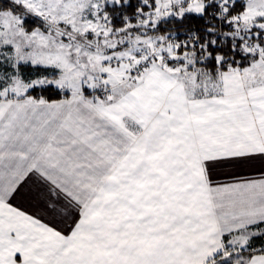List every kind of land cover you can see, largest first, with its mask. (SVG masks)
<instances>
[{
  "label": "snow or ice",
  "instance_id": "snow-or-ice-1",
  "mask_svg": "<svg viewBox=\"0 0 264 264\" xmlns=\"http://www.w3.org/2000/svg\"><path fill=\"white\" fill-rule=\"evenodd\" d=\"M0 264H264V0H0Z\"/></svg>",
  "mask_w": 264,
  "mask_h": 264
}]
</instances>
